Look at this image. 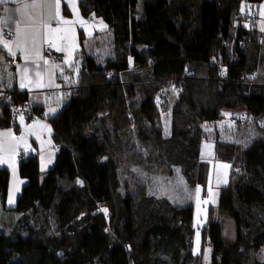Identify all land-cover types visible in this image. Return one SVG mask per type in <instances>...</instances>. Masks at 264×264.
<instances>
[{
	"label": "trees",
	"instance_id": "1",
	"mask_svg": "<svg viewBox=\"0 0 264 264\" xmlns=\"http://www.w3.org/2000/svg\"><path fill=\"white\" fill-rule=\"evenodd\" d=\"M261 3L79 0L85 17L108 23L114 53L88 52L82 33L74 63L59 70L66 93L50 116L54 164L43 174L37 153L23 156L27 183L13 206L11 172L0 166V264H200L193 202L151 193L140 171L179 167L191 186L206 185L203 126L224 112L254 117L234 124L237 140L214 138V157L231 163L217 211L233 218L237 239L227 242L212 208L202 238L215 264H264V135L255 120L264 115V31L237 17ZM10 121L0 100V124Z\"/></svg>",
	"mask_w": 264,
	"mask_h": 264
},
{
	"label": "crops",
	"instance_id": "2",
	"mask_svg": "<svg viewBox=\"0 0 264 264\" xmlns=\"http://www.w3.org/2000/svg\"><path fill=\"white\" fill-rule=\"evenodd\" d=\"M27 2L31 3V0H27ZM71 4L72 0H61V15L69 20L75 19ZM20 7L21 4L18 3L17 0H8L5 5H0V18L5 20V23L2 25L3 31L9 30L11 33L9 37L3 36V38L10 39L12 41L16 40V37L12 35V31L15 28V20H19L20 27L28 33H31L35 28L38 27L40 36L35 46L32 43L31 36H29L26 43H22V48L26 47L28 55L30 56V59L27 61H25L24 59L25 53L23 50H17L15 46H13L12 50L16 52V55L12 56L8 53V50L6 48L0 46V87L5 86L12 90H17L18 92L26 94L27 97L25 101L36 107V111L40 113V116L34 118L29 124L21 123L19 118L16 128L17 134L14 135L20 136L25 133V129L28 126H33L32 131L27 134V145H29L30 147L26 148L24 143H21L19 148L16 150V156L18 154H22L26 158L27 154L37 153L40 159V168L42 171L43 169H49L54 164L57 154V147L55 145L53 137L54 128L50 120V116L57 113L62 105L64 92L62 91V85L59 80V70L67 67L68 65L66 63L67 51L63 52L62 63L61 65H59V67H53V65L56 64L51 58L47 60L48 63H45L44 59H37L36 53L37 51H39L43 56V52L46 48L57 50V47L70 48L73 44L72 33H50L48 29L44 27V25L50 23L52 28L75 27L74 43L78 47H76L73 56H75L79 50V46L81 45V35L82 33H84L85 35V31L80 27L79 24L64 25L57 20H50V15H54L55 10L54 8H49L47 4H45L43 7L28 8L25 12H17L16 9ZM77 7L79 9L80 16L85 17L80 11L79 0H77ZM5 8H7L9 11L6 12ZM65 35L68 37L67 39L60 38ZM49 38H51L52 42H54L57 47L50 46V44L48 43ZM21 41H23V37H21ZM15 57L18 58L19 61L13 63L12 60ZM37 64L40 65L39 68L36 67ZM25 66L28 68V79L32 80L33 82H35L36 80H40L43 84L50 86H29L28 88L21 89L19 85ZM37 71L41 73L40 77L36 76ZM28 79H25V83H28ZM9 84L11 86H9ZM57 85L59 87H57ZM50 107L57 109V111L54 114H49L46 116L45 113L49 112ZM37 120L41 123L35 124L34 122ZM43 124L51 126V134H49L48 130L42 126ZM8 129H10L9 126L5 127L0 124V131H6ZM37 136H39V139H37ZM49 140L51 141V143H49ZM41 158H43V160ZM49 160H51V163H48ZM19 165L20 162L16 160L15 177L13 176L11 165H0L8 167L11 172L9 193L13 189V187L19 188V191L15 196V202L9 204L7 201V204L9 206H13L16 203V200L21 193L22 187L27 183V179L20 174ZM18 181H23V183H17Z\"/></svg>",
	"mask_w": 264,
	"mask_h": 264
},
{
	"label": "rangeland",
	"instance_id": "3",
	"mask_svg": "<svg viewBox=\"0 0 264 264\" xmlns=\"http://www.w3.org/2000/svg\"><path fill=\"white\" fill-rule=\"evenodd\" d=\"M264 3H261L262 5ZM139 9L141 6L139 5ZM243 12L250 13L254 16L257 20L255 21H248L251 23H255L261 28L262 22H264V16L260 15V9L258 8L257 14L254 12L243 10ZM84 20L88 21L89 25L98 24L99 20L102 18L100 16L95 15V21L90 19V17H82ZM103 22L107 24V29L101 30L99 27H81L85 31V40H84V47L88 52H94L96 55L99 56H111L113 55V35L112 30L109 28L108 23L102 18ZM82 48V45L79 46V49ZM75 56L71 60V64L74 63ZM69 66V64L67 63ZM66 93V92H65ZM64 93V94H65ZM231 113V116L224 115L223 118L211 122V123H204V130L210 134L209 139H205L201 145L200 154L203 160L207 162L208 171H207V181L206 185H197L202 188L200 193V201L199 209L197 207V202L195 199V189L197 186H191L186 178L184 177L183 173L181 172L179 167H174L172 172L167 171H156L153 167V170L150 171H140L141 176L144 174L147 178L152 179L153 183H150V191L151 193L167 196L173 202L178 204H187L193 202L195 208V227H196V234L199 232V245H197V236L195 234L194 239V253L199 255L200 264H215L212 260V249L211 246L202 238V226L206 222L208 211L212 208L213 213L217 216V220L221 222L224 230V234L226 240L229 244L234 245L236 243L237 235H236V225L232 217L228 215L218 214L217 202L219 196V190L222 186H225L229 183L230 180V169H223L220 167L221 164H230L229 161L217 159L214 157V138L221 137V139L225 140H233L238 139L240 135L234 134L236 132V125L229 127V123L236 121V116L238 113L236 112H224ZM170 118L171 113L168 108L162 109L161 112V119L162 124L165 131L169 130L170 126ZM248 121V120H247ZM250 121V120H249ZM240 122V121H239ZM223 127L221 128V125ZM207 126V127H205ZM213 145L212 148H206L205 144ZM138 168V167H136ZM48 170V168H47ZM45 169L42 170L43 174ZM179 170V171H177ZM225 172H227V184L223 183L225 179ZM211 187L214 198L216 203L213 204L209 202L208 204H204L203 201L208 199V188ZM191 194L192 198L188 199V195ZM20 195V194H19ZM197 247L199 251H197ZM210 250V251H209ZM257 258L260 260H264V245L257 253Z\"/></svg>",
	"mask_w": 264,
	"mask_h": 264
},
{
	"label": "snow or ice",
	"instance_id": "4",
	"mask_svg": "<svg viewBox=\"0 0 264 264\" xmlns=\"http://www.w3.org/2000/svg\"><path fill=\"white\" fill-rule=\"evenodd\" d=\"M8 2V0H0V5H5ZM18 3L21 4L20 8H17L16 11L17 12H25L28 8H36V7H43L45 4L48 5L49 8H54L55 10V14L54 15H50V20H57L58 22L64 24V25H75V24H79L81 27H99L101 30L107 29V24H105L102 20V18L99 20L98 24H94V25H89L88 21L84 20L80 14H79V9L77 7V0H72V11L75 15V19L73 20H69L64 18L61 15V0H31V3H28L27 0H17ZM251 7V6H249ZM260 9V15L264 16V4L259 6ZM244 10V7L242 6L241 11ZM5 11H9L7 8H5ZM90 19H92L93 21H95V13H93L90 17ZM5 23V20L0 18V46L6 48L8 50V53L12 56L16 55V52L13 51V46H15V48L17 50H23L25 55H24V59L25 61L30 59V56L28 55V51L26 47L22 48V43H26L27 39L29 38V36H31V40L33 45L35 46L37 43V40L39 39L40 36V31L39 28H35L31 33L26 32L24 29H22L20 27V21L19 20H15V28L12 31V35L16 37L15 41H12L10 39H4L2 32H3V28L2 25ZM44 27H46L48 29V31L50 33H60V32H64V33H72V40H73V44L72 46L69 47H65V48H59L56 46V44L54 42H52L51 38H49L48 43L50 44L51 47H57V51H67V56H66V63L69 64V66L71 67V60H72V56L74 51L76 50V47H78L77 45H75L74 40H75V27H70V28H52L51 24H45ZM261 31H264V22H262V26H261ZM21 37H23V41H21ZM61 39H67L68 37L65 35L63 37H60ZM36 58L37 59H44V57L41 55V53L39 51H37L36 53ZM45 63H48V61L45 60ZM37 68L40 67L39 64L36 65ZM53 67H59L57 65H53ZM62 70V69H61ZM76 73H79V69H75ZM41 73L39 71L36 72V76L40 77ZM25 79H28V68L25 66L23 69V73H22V77H21V81H20V88L24 89V88H28L29 86H35V87H47L50 85H45L43 84L40 80H36L35 82H33L32 80L28 79V83H25ZM65 80H68V77H64ZM73 83H75L76 81H72ZM9 86H11L9 84ZM57 87H59L57 85ZM175 91V88L173 89ZM60 99V98H58ZM57 111V109L55 108H49V112L45 113V115H49V114H54ZM224 115L226 116H231V113H225ZM242 118L245 119H249L251 120V117H247L246 115L243 116ZM24 117L23 115H21L20 117V122L23 123ZM35 124H40V121H35ZM234 121H232L231 123H229V127L234 126ZM44 128H46L49 132V134H51V126L47 125V124H43L42 125ZM261 127H264V121H261L260 123ZM207 127V126H205ZM223 127V124L221 125V128ZM33 129V126H28L25 129V133L20 135V136H15L12 132L11 129H8L6 131H0V165H11L12 167V171H13V176L15 177L16 175V160H15V156H16V150L19 148L21 143H24L25 147H30L29 145H27V134L30 133ZM253 135H255L253 133ZM37 139H39V136H37ZM49 143H51V141L49 140ZM245 146H247V144H245ZM206 148H212L213 145L211 144H205ZM43 160V158H41ZM48 163H51V160L48 161ZM221 168L223 169H230L231 165L230 164H221L220 165ZM179 171V170H177ZM236 171H239V169H237ZM227 172H225V179L223 180V183L227 184ZM17 183H23V181H18ZM80 183H83L82 181H80ZM19 191L18 187H13V189L10 191L9 196H8V203L12 204L15 202V196L16 193ZM202 191V188L200 186H197L195 189V199L197 202V207L199 209V204L201 203L200 201V193ZM188 199L192 198V195L189 194ZM209 202L215 204L216 200L214 198L213 192L211 187L208 188V199H205L203 201L204 204H208ZM103 211L105 213L108 212V209H103ZM197 236V245H199V232H197L196 234ZM197 251H199V248L197 247ZM210 251V250H209Z\"/></svg>",
	"mask_w": 264,
	"mask_h": 264
},
{
	"label": "built area",
	"instance_id": "5",
	"mask_svg": "<svg viewBox=\"0 0 264 264\" xmlns=\"http://www.w3.org/2000/svg\"><path fill=\"white\" fill-rule=\"evenodd\" d=\"M237 17H244L247 21L257 20V18L255 19L252 14L243 12V11L238 13ZM10 35L11 33L9 30L3 31L4 37H9ZM43 57H44V60L46 61L50 58L53 59L54 63L57 66H59L62 63L63 52L53 50L51 48H46L43 52ZM18 61L19 60L16 57L13 58L12 60L13 63L18 62ZM0 100L9 107L10 116H11L9 127L12 130L13 134H17L16 128L18 125V119L21 117V115H23L24 117L23 124H29L34 118L40 116V113L36 111V109L34 108L32 104L28 103L27 101L16 100L13 94V90L8 87H5V86L0 87ZM245 115L247 117L254 118L248 113L244 112L236 116V121L244 122V121L249 120V119L242 118ZM255 120H256V123L259 125V127L262 129V132L264 135V127L260 126L261 121H264V115L255 117ZM23 159L24 157L22 154H18L16 156V160L19 162L22 161Z\"/></svg>",
	"mask_w": 264,
	"mask_h": 264
}]
</instances>
